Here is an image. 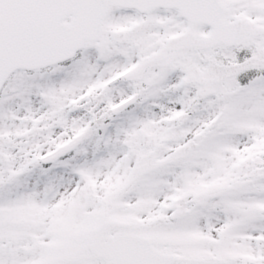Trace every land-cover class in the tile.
Wrapping results in <instances>:
<instances>
[{"label":"snow or ice","instance_id":"snow-or-ice-1","mask_svg":"<svg viewBox=\"0 0 264 264\" xmlns=\"http://www.w3.org/2000/svg\"><path fill=\"white\" fill-rule=\"evenodd\" d=\"M0 264H264V0H0Z\"/></svg>","mask_w":264,"mask_h":264}]
</instances>
